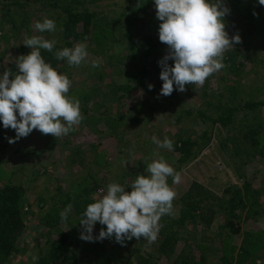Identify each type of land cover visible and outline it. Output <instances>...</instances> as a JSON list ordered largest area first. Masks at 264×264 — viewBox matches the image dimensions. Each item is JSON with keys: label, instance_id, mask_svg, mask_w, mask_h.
I'll return each instance as SVG.
<instances>
[{"label": "trees", "instance_id": "1", "mask_svg": "<svg viewBox=\"0 0 264 264\" xmlns=\"http://www.w3.org/2000/svg\"><path fill=\"white\" fill-rule=\"evenodd\" d=\"M227 1H234L233 4L240 7L236 9L237 12L249 17L252 31L259 27L262 20L260 21V16L256 13L258 11L251 9L255 7L253 2L248 6L244 0ZM107 3L108 1L106 0H0V23L8 26V33L6 34L15 43L20 36H23L25 40L26 37L42 36L44 34L32 29L31 25L33 23L42 22L44 18L54 20L57 25V31L49 34V40L55 39L57 41L56 47L53 52L41 49V55L45 62L49 63L54 69L58 67L67 69L69 67L66 61L57 60L54 55L56 51L64 47L72 48L79 42L85 43L87 51L95 57V60L93 61L94 58H92V62H89L88 65L92 67L93 62L100 60V57H106L104 55L105 50H111L109 47L121 49L123 52L121 43L127 39L130 41L126 45V54L128 56L124 59L130 61L132 66H134V70H125L126 76L121 79L123 80L121 85L119 84L120 80L114 79H110L108 84L102 85L101 89L103 90L104 98L115 96L118 100L121 98H129L130 100V96L135 94L136 96L134 97L138 98L144 95L152 97L154 94L159 93L158 91L161 90L163 83L159 79L161 68L158 66V61L168 52V46L158 39V27L161 22L157 20L152 12V0H128L126 3L124 0L125 4H122L123 0L113 1L112 6H122V12H124L125 8L131 13L130 17L127 16L128 18L126 19L125 13L119 14L117 18L118 22L123 21V25L129 30L127 34L121 36L116 35L118 27L111 21L106 11L108 7H111ZM231 10L235 11V9ZM258 10L262 11L263 6L260 5ZM48 33L45 32V36ZM114 36H116L117 40H115ZM140 55H142L141 58L143 60L152 57V62L148 64L140 63L138 61ZM251 55L252 53L248 49H244L242 52L234 49L225 53V60H223L225 67L222 69L224 76L217 80V87L223 84V81H228L229 85H226L222 89L221 94L218 95L219 100L216 101V108L208 107L203 111L185 110L181 112L182 114L175 115L177 116L176 122L180 121L179 117L181 118L185 115L194 120H210L212 125L219 124L226 128L231 126L230 128L233 129L236 121L235 117L230 115L233 111L239 108L246 114H252L251 124L253 125L254 122L258 124L255 128H252L249 123L243 128L238 124L236 129H238L237 134H240V137L236 140L234 138L230 140L232 146L228 149L234 162L239 161L241 164H243L245 157L249 159L252 156L245 153L247 148H258L260 145L258 140L261 139V135H264V122L260 119V114H258L264 106V100H256L258 97L256 95L257 92H252V89L260 88L259 91H263L261 96L264 97V84L256 83L257 86L254 88H246L241 82L246 75L244 71L245 63L251 62ZM88 59H90L89 56L86 60ZM168 63L171 66L173 62L170 60ZM80 68H83V66ZM9 69L12 73L18 72L16 64L15 67L10 64ZM95 70L98 71V79L103 84L107 76L101 67H96ZM226 76H230L233 79H229ZM205 84L209 85L208 78ZM149 85L153 87L149 89ZM95 91L97 92V89H87L80 96L78 89H72L68 95L78 98L81 108L84 109L91 102L93 96L97 95ZM169 96L175 99V86L173 93ZM223 99H225L226 105L234 102H237V104L230 110H220L224 107L222 104ZM135 102L139 103V100ZM101 105L99 109L103 111H98V118L86 119L90 120L93 126L98 128L99 132L102 128L108 129L111 138L117 139L116 141L119 142L125 133V128H122L123 119L118 114L114 117L109 115L110 109L114 107L113 105L109 108ZM122 106L124 107V104ZM205 110L207 112L215 110L214 116L209 119L205 115ZM255 111L257 112L255 113ZM83 114L87 116L88 112L86 109ZM244 119L250 121L248 116H244ZM132 122L128 123L127 127L137 124L139 121L132 119ZM208 130L209 127L200 136H194V139H191V136L194 135L193 133L187 135L186 132L180 131L175 134L174 150L172 152L178 156L176 161L184 165L194 159L196 156L194 152L197 150V146L201 145L200 142L207 140L202 142L203 145L207 146L209 140H212V131L209 132ZM97 134L101 135V133ZM15 135V130L4 129L0 125L1 138L3 136L14 138ZM57 138L41 133L37 142L41 139L47 142L48 147H54L60 142ZM61 138L63 139V136ZM48 139H51V143H48L50 142ZM20 140L26 141V137L20 138L17 142ZM64 145H69V143L64 142ZM121 145H123V142ZM92 147L93 144H90V150H92ZM6 148V144L0 145V152ZM33 149L32 151H34ZM17 153L19 152L17 151ZM59 153H67V165H76L88 171L81 177L75 174L66 175L62 181H59V186L48 196V199L38 197L39 212H33L27 208L29 205L27 203V194L30 190V185L27 186L26 183H22V180H17V182L13 180L12 175H15L14 172L9 174L2 169L3 165L0 164V264H6L11 256L20 253L18 242L26 231L27 215L38 217V223L46 229V239L42 246L43 248L34 255L35 259L33 257L32 264H156L157 260L151 258L153 254L145 253L143 238L126 240L123 246L117 243L114 237L98 242H86L79 238L82 231L79 225L81 214L88 204L96 202L97 198L94 199V196H96L99 189H105L106 193L107 188L103 185L104 181L98 178L96 171L105 169L108 166L109 158L105 153L90 157L87 152L81 150L80 146H70L68 148L67 146H62ZM120 154L122 155V152ZM122 157L116 159L122 161ZM125 158L129 159L126 155ZM135 163L138 167L130 169V171L134 172L133 176L146 175L145 169L149 162L145 158H139ZM88 166L95 168L96 171L93 172ZM52 176L54 175L52 174ZM127 176L129 175L127 174ZM240 178H242L240 187H227L221 191V196L207 191L206 188L196 182L191 183L185 191L177 194L173 200V216L165 215L159 221L161 227L158 237L154 241V254L160 258L168 259L172 257V264H206L209 263L210 258L213 261H217L218 264H247V261H250L251 264H256L255 261L259 258L260 252L264 251V230L241 232L242 230L240 231L238 225H240L241 220L249 221L260 214H264L261 200L263 189L252 186L251 180L249 181L248 178L241 176ZM68 204L72 205V210L68 214L67 221L62 222L60 212ZM216 215L223 217V223L218 226L216 235L220 240L219 257L215 256L216 249L209 255L207 253L208 249L202 247L199 243L197 245L198 255L196 258L193 249L187 244L188 239L181 237V231H185L187 237L190 235L195 237V233L192 231L195 226L199 224L203 230L210 229ZM189 224H191V227L193 226L192 224H195L193 229ZM102 228L106 229V226L97 223L94 226L93 236H97ZM236 235L241 236V243L237 251L233 247V237ZM183 242L185 245L179 246V243ZM177 250L178 254H175Z\"/></svg>", "mask_w": 264, "mask_h": 264}, {"label": "rangeland", "instance_id": "2", "mask_svg": "<svg viewBox=\"0 0 264 264\" xmlns=\"http://www.w3.org/2000/svg\"><path fill=\"white\" fill-rule=\"evenodd\" d=\"M106 1H108V6H111L108 7L106 11L108 12L111 21L116 24V27H118L116 35L118 34V36H121L127 34L129 30L123 25V21L119 23L117 18L119 14L125 13L126 19L128 18L127 16L130 17L131 13L125 8L124 12H122V6H112L113 1L116 0ZM244 1H246L245 3H247L248 6L253 2V6L255 7H252L251 9L258 11L256 13L259 14L260 21L262 20L261 24L255 31H252L249 17L243 16L237 12L236 9H239L240 7L238 5L235 6L233 4L234 1L228 2L226 0V6L230 9V14L224 18L226 31L230 38L231 36L238 34L241 38V42L239 44H234L233 48L226 49L223 52V60H225L226 52L234 49L242 52L244 49H248L252 53L250 58L251 62L245 63L244 71L246 75L241 82L246 88H254L257 86L256 83L264 84V6L263 10L259 11L260 4L258 3V0ZM126 2H128V0H125V3ZM125 3L123 0L122 4ZM151 4L152 12L156 16V9L155 6L153 7V0ZM231 9H235V11ZM31 28L34 29V23L31 25ZM7 31L8 26L1 25L0 23V74H3L5 70L10 71V64H13L15 67V64L19 62V57L26 56L31 52V48L24 45L25 40L23 39V36H20L14 43L10 36L6 34L8 33ZM49 34L50 32L45 36L44 33L42 36L45 39H49ZM114 37L116 38V36ZM115 40H117V38ZM129 42L130 41L126 39L121 43L123 45V52L121 49L119 50L114 47H109L111 50H105L104 55L106 57H100V60L95 61L98 63V67H101L102 71L107 76V79H104L103 84L101 80L98 79V71H96L95 68L88 66L89 62H92V58H94L93 61L95 60V57L90 52H88L90 59L82 63L79 68H56L58 72L67 74L72 81V86L69 91L72 89H78V94L80 96L87 89H97V92H100L98 94L95 91L97 95L93 96V99H91V102H89L86 108L82 109L80 106V111L83 116L81 124L79 126H74L75 130L67 136H63V139L58 137L57 139L60 142L57 145L54 147H48L47 142L41 139L37 142L41 134L37 130H33V132L26 137V141L20 140L17 143L9 145L6 139L7 136L0 137V145H7V148L0 152V164L3 165L2 169L9 174L14 172L15 175H12V177L16 182L17 180H22V183H26L27 186L30 185V190L27 194V203L29 204L27 208L31 209L33 212H39V204L37 202L38 197L48 199V196H50L55 188L59 186V181H62L63 177L66 175L75 174L76 176L81 177L87 173L86 171L88 170L86 169L79 168L76 165H67V153H59L62 146H67V148L70 146H80L81 150L87 152L90 157L96 156L100 153L107 154L109 163L105 169L96 171L95 168H92L91 166L88 167H90L93 172L96 171V173H98V178H101L104 181L103 185L105 188H107V185L112 182H119L125 187H129L136 179V176H133L134 172L130 171L131 168L136 169V167H138L135 162L139 158H145L147 162H151L149 157L151 156L153 149L156 148V145L152 143L151 139L153 135L161 140L167 136L174 141L175 134L184 131L187 135L193 133L194 135L191 136V139H194V136H200L203 131L208 129V127V131H212V140H209L207 146L202 143L207 140L200 142L201 145L197 146V150L194 152L196 156L187 164L182 165L177 162L176 160L178 156L172 151L165 149L158 150L159 153L164 156L165 160L181 174L182 179L179 184H173L172 178H168V183L176 192V196L185 191L188 185L193 182L206 188L207 191L217 193L221 196V191L227 187H240L242 184L241 176L246 179L248 178L249 181L251 180L250 183L252 186L258 189H263L261 200L262 206L264 207V135H261V139L258 140L260 144L258 148H247L245 153L252 156H250L249 159L245 157L243 164L239 163V161H236L237 163L234 162V159L231 158L228 150L232 146L230 140L233 138L236 140L240 137V134H237L238 129H236V126L239 124L243 128L248 123L251 124V118L253 117H251L252 114H246V112H243L242 109L239 108H237L236 111H233L232 114H230L231 117L233 115L236 120L233 129L230 128L231 126L226 128L219 124L212 125L210 120H194L185 115L181 118L179 117V122L175 121L177 117L175 115L179 113L182 114L181 112H184L185 110L203 111L208 107H213L212 109L216 108V101L219 100L218 95L221 94L222 89L226 85H229L228 81H223V84H220L217 87V80L224 76L223 70L208 77L209 85H206L205 83L203 86L187 84L185 85L184 92L175 90V99L170 96L160 95V91L152 97L144 95L138 98L134 97L136 96L135 94L130 96V100L129 98H121L118 100L115 96H107L105 99L102 92L103 90L101 89L102 85L108 84L110 79L120 80L119 84L121 85L123 83V80L121 79H124L123 76H126L125 70H134V66H132L130 61L124 59L128 56V54H126V45ZM110 56H112V58L109 59ZM141 57L142 55H140L138 61L142 64L152 62V57L147 60H143ZM82 66L83 68H80ZM248 73L249 75L247 76ZM15 74H19V71L13 73V75ZM226 77L233 79L232 77L230 78V76ZM12 78L13 77H10V79ZM247 78L248 80H246ZM259 89H252V92H257L256 95L258 97L256 100H264V97L261 96L263 91H259ZM137 100H139V103L135 102ZM122 104H124V107ZM208 104L210 105L208 106ZM222 104L224 107L220 110H230L236 106L237 102L232 104L228 103L226 105L225 99H223ZM100 105L105 108H109L113 105L114 107L110 109L109 115L114 117L118 114L123 119L122 128H125V133L120 141L118 139L119 142L116 141L117 139L111 138L108 129L102 128L99 132L98 128L94 127L90 120L86 119H91L92 117L98 118V111H103L102 109H99ZM85 109L88 112L87 116L83 114ZM205 112V115L210 119L214 116L215 110H209L208 112L205 110ZM256 112L257 111H255V113ZM258 114H260L259 117L264 122V106ZM146 115L148 116L146 117ZM244 116H248L250 121L244 119ZM132 119L138 120L139 122L137 124H132ZM130 122H132V125H129L131 127L128 128L129 126L127 127V124ZM257 124L258 123L256 122H254L253 125L251 124L252 128H255ZM97 133H101V135H98ZM46 135L52 136L51 134ZM48 141H50L48 143H51V139H48ZM64 142L69 143V145H64ZM70 142H72V144H70ZM122 142L123 145H121ZM90 144H93L92 150H90ZM32 148H34V151H32ZM70 150L72 151V149ZM17 151L19 153H17ZM120 152H122L123 157ZM125 155L128 156V160L125 158ZM118 157H122L123 160L118 161L116 159ZM88 162L91 163L90 161ZM52 174L54 176H52ZM127 174L129 176H127ZM125 190L131 191L130 188ZM103 194L97 191V197L94 196V199H100ZM222 218L221 215H216L210 229L207 230H203L199 224H197L195 226L196 230L195 228L192 230L195 233V237H191V235L187 237L185 235L186 232L181 231V237L188 239L187 244L193 249L195 257L198 255L197 245L199 243L202 247L208 249L207 253L209 255H211L216 249L215 256L219 257L220 240L216 235L218 233V226L223 223ZM38 221V217H32L31 215L26 216V231L18 242L20 253L11 256L6 264H32L34 255L38 250L43 248L42 246L46 239V229L40 225ZM189 225L191 227V224ZM192 225L194 226L195 224ZM193 226L191 227L192 229ZM238 226L240 231L242 230L241 232L248 230H264V214H260L256 216L255 219L249 221L241 220L240 225ZM240 243L241 236H234V250H238ZM143 244L145 245H143L145 253L149 252L150 254H153L151 258L157 260L156 264H172V257L168 259L160 258L154 254V242H149L143 239ZM184 245V242L179 243V246ZM175 254H178V250ZM247 262V264H251L250 261ZM255 262L256 264H264V251L260 252L259 258H257ZM206 264H218V262L215 260L213 261L210 258L209 263Z\"/></svg>", "mask_w": 264, "mask_h": 264}, {"label": "clouds", "instance_id": "3", "mask_svg": "<svg viewBox=\"0 0 264 264\" xmlns=\"http://www.w3.org/2000/svg\"><path fill=\"white\" fill-rule=\"evenodd\" d=\"M158 27V39L168 46L167 54L158 61L159 79L163 82L160 95L169 96L175 90L185 91V85L203 86L206 79L225 67L223 52L239 44L238 34L229 37L225 17L230 14L226 0H153ZM264 6V0H258ZM255 15V13H254ZM34 29L39 33L56 32V22L49 18L37 21ZM62 30V29H61ZM57 41L43 36L26 37L24 45L31 48L26 56L18 58L19 74L9 70L0 74V125L15 130L8 143L27 137L33 130L53 137L67 136L83 120L78 98L68 95L72 81L58 72L41 55V49L53 52ZM55 58L66 61L69 67H79L89 53L83 42L72 48L64 47L54 53ZM172 65L169 66V61ZM97 62L92 67H98ZM10 77H13L10 79ZM153 86L149 85V89ZM156 145L145 169L146 175H137L129 187L112 182L96 202L90 203L80 216V239L98 242L113 238L123 246L126 240L143 238L154 242L160 231L159 221L173 214L176 192L170 187L181 182L177 172L159 153V149L174 150V141L152 136ZM130 188L131 191L125 189ZM72 205L60 212L66 222ZM106 226L93 236L94 226ZM35 259V257H34Z\"/></svg>", "mask_w": 264, "mask_h": 264}]
</instances>
